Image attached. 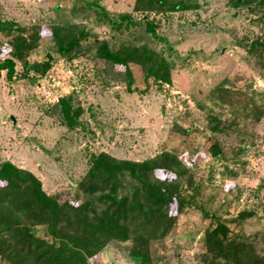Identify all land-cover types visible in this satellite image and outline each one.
<instances>
[{"label": "rangeland", "instance_id": "1", "mask_svg": "<svg viewBox=\"0 0 264 264\" xmlns=\"http://www.w3.org/2000/svg\"><path fill=\"white\" fill-rule=\"evenodd\" d=\"M154 1L0 0V20L39 32L27 61L50 64L26 73L16 60L12 80L0 71V165L32 172L48 195L74 203L95 156L137 163L171 152L187 169L180 213L166 236L152 235L148 264H228L207 251L219 221L236 249L264 264V47L252 49L264 43V6L168 0L189 9L160 11L149 8ZM53 26H76L82 51L63 57ZM21 33L0 34V60L11 59ZM104 43L116 53L140 47L145 64L131 63L128 74L102 59ZM158 65L171 83L149 76ZM235 99L236 108L215 103ZM122 180L120 192L134 186L131 175ZM242 212L252 216L231 222ZM35 233L46 237L44 228ZM133 248L112 242L93 263L140 264Z\"/></svg>", "mask_w": 264, "mask_h": 264}, {"label": "trees", "instance_id": "2", "mask_svg": "<svg viewBox=\"0 0 264 264\" xmlns=\"http://www.w3.org/2000/svg\"><path fill=\"white\" fill-rule=\"evenodd\" d=\"M230 2L237 8L253 4L264 6V0ZM153 3L157 5L149 8L154 10L189 9L183 3L168 0ZM148 26L154 31L153 23ZM76 29V26L51 28L58 51L68 59L82 51V44L73 32ZM14 30L22 32L23 36L17 44L11 45V59L0 60V71L7 70L12 80L16 74L15 61L19 60L26 73L32 70L45 73L49 63L31 65L27 61L30 52L39 44V32L33 31L26 36L27 28L0 20V34ZM261 46L264 47V43L257 42L252 49ZM101 47L104 49L102 59L125 66L128 74L131 63L143 62L140 47L123 46L118 53L110 51L105 43ZM149 76L158 82H172L171 71L164 65L150 69ZM63 102L67 104L66 100ZM215 103L236 108L242 101ZM66 112L69 114L68 108ZM216 120L211 117L213 132L220 130L215 125ZM158 172L163 178L158 177ZM126 174L131 175L134 186L122 193L119 188ZM186 175L183 162L168 151L137 163L99 155L94 157L90 171L79 184L77 201L62 203L44 191L42 182L32 172L4 162L0 165V264H94L93 261L99 260L108 245L115 241H132V257L140 260V264H148L152 235L166 236L180 213L177 197ZM251 216L242 212L231 222L244 221ZM38 228H44L46 237L35 233ZM236 242L235 237H230V228L221 221L206 234L207 251L216 258L226 254L228 264H262L259 258L247 257L242 248L236 249Z\"/></svg>", "mask_w": 264, "mask_h": 264}]
</instances>
